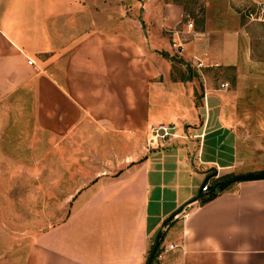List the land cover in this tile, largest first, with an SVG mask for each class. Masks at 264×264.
Instances as JSON below:
<instances>
[{"label": "crops", "instance_id": "0c3cea01", "mask_svg": "<svg viewBox=\"0 0 264 264\" xmlns=\"http://www.w3.org/2000/svg\"><path fill=\"white\" fill-rule=\"evenodd\" d=\"M228 4L231 13L264 0ZM188 21L177 0H0V119L21 132L18 143L40 150V136L58 141L89 125L138 141L161 123L178 135L138 142L118 170L94 178L69 215L37 236L25 264H144L159 231L153 264H264V178L212 190L264 171V103L253 108L264 79L246 64L249 107L240 114V86L206 79L212 65L238 71L240 49L246 63L239 30Z\"/></svg>", "mask_w": 264, "mask_h": 264}, {"label": "rangeland", "instance_id": "374dc122", "mask_svg": "<svg viewBox=\"0 0 264 264\" xmlns=\"http://www.w3.org/2000/svg\"><path fill=\"white\" fill-rule=\"evenodd\" d=\"M184 4L193 21L205 19V27L239 30L240 44L246 43L249 58L239 50L238 71L235 67H220L208 72L213 88H221L219 82H229L227 90L239 85L238 112L246 107L245 83L250 78L246 72L247 63L254 64L255 79H264V20L258 19V5L229 12V0H177ZM251 14V16H250ZM253 16V17H252ZM193 58L189 60L193 66ZM194 67V66H193ZM195 68V67H194ZM250 70V69H249ZM174 74L177 67L174 65ZM179 75V74H178ZM203 79V78H202ZM264 94L254 93L253 104L260 107ZM250 105V103H249ZM0 264H25L26 257L36 244L37 236L63 221L74 206L78 205L79 194L93 184L99 174L119 169L120 162L138 149L137 144L152 147L172 137H151L149 130L138 139L135 136L108 134L95 127L83 126L74 135L54 141L48 135L40 136V150L37 145L21 144V132L0 119ZM165 125V124H158ZM170 126V125H167ZM7 127V128H5ZM175 129V127H174ZM173 133V129L169 130ZM158 133H164L159 129ZM173 138L177 137L173 133ZM242 135V136H241ZM175 136V137H174ZM244 139L245 134H240ZM239 137V136H238ZM10 141V142H9ZM13 142V143H11ZM244 142V141H241ZM256 144L259 140L256 138ZM81 200V197L79 198ZM154 261V258H153ZM153 264V262H152Z\"/></svg>", "mask_w": 264, "mask_h": 264}, {"label": "built area", "instance_id": "2783aa9c", "mask_svg": "<svg viewBox=\"0 0 264 264\" xmlns=\"http://www.w3.org/2000/svg\"><path fill=\"white\" fill-rule=\"evenodd\" d=\"M258 10H259V17H258V19L264 20V6L263 5H259L258 6ZM250 16H251V14H250ZM187 27L188 28H192L193 27V22L192 21H188L187 22ZM172 34H173V40L171 42V46H172V48H174V51H175L174 54H177L178 55V54H180L183 51V43H182V40L179 37V31H176L175 30V31L172 32ZM192 64H193V66L196 69H201L204 66V62L201 61L198 58H194ZM228 85H229L228 82H222L220 84V87L221 88H227ZM174 127L175 126H167V125H159V126H156V125H153V126L150 127V130L152 132H154V134L151 137L153 139H154V137H157V136L163 137V136L167 135L168 133L173 136L174 134L173 133H170L169 130L174 129ZM159 129H161L162 131H164V133H162L160 135L158 133ZM153 141H155V139ZM207 189H208V183H204L201 186V190L205 191ZM170 247H173V245L171 244Z\"/></svg>", "mask_w": 264, "mask_h": 264}, {"label": "water", "instance_id": "95a60500", "mask_svg": "<svg viewBox=\"0 0 264 264\" xmlns=\"http://www.w3.org/2000/svg\"><path fill=\"white\" fill-rule=\"evenodd\" d=\"M258 178H264V171L256 172V173L234 175V176H231V177L226 178L224 180H220L218 182H215L212 185V190L219 191L221 186H226V185H228L234 181L244 180V179H258ZM173 215H175V214H171L168 219H171L173 217ZM160 238H161V231H159L157 233V235L155 236L144 264H151L152 263L153 258L156 254V251L159 247Z\"/></svg>", "mask_w": 264, "mask_h": 264}, {"label": "trees", "instance_id": "16d2710c", "mask_svg": "<svg viewBox=\"0 0 264 264\" xmlns=\"http://www.w3.org/2000/svg\"><path fill=\"white\" fill-rule=\"evenodd\" d=\"M171 58H172L173 60H175V59H176V56H172ZM221 189H224V187H221ZM216 194H217L216 192H213V193H211V194H209V195L203 197V198L201 199V201H202V202H205V201H207V200L213 198ZM166 223H167V222H165L164 224H166ZM158 251H159V250L157 249V252H156V254H155V256H154V259H155L156 256L158 255ZM151 264H152V263H151Z\"/></svg>", "mask_w": 264, "mask_h": 264}]
</instances>
